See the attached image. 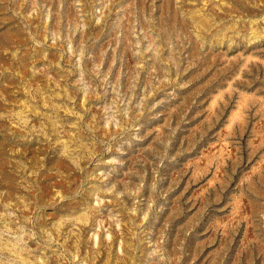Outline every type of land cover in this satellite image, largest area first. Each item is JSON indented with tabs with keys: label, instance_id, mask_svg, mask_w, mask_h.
<instances>
[{
	"label": "rangeland",
	"instance_id": "1",
	"mask_svg": "<svg viewBox=\"0 0 264 264\" xmlns=\"http://www.w3.org/2000/svg\"><path fill=\"white\" fill-rule=\"evenodd\" d=\"M0 264H264V0H0Z\"/></svg>",
	"mask_w": 264,
	"mask_h": 264
}]
</instances>
